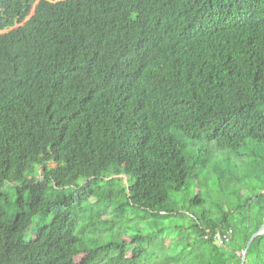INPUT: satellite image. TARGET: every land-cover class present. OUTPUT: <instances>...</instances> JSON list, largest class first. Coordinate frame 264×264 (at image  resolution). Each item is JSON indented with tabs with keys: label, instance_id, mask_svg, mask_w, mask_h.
Here are the masks:
<instances>
[{
	"label": "trees",
	"instance_id": "1",
	"mask_svg": "<svg viewBox=\"0 0 264 264\" xmlns=\"http://www.w3.org/2000/svg\"><path fill=\"white\" fill-rule=\"evenodd\" d=\"M208 181L235 203L207 205ZM5 183L26 192L10 222ZM263 189L264 0H0V264H240ZM129 209V235L76 233Z\"/></svg>",
	"mask_w": 264,
	"mask_h": 264
},
{
	"label": "rangeland",
	"instance_id": "2",
	"mask_svg": "<svg viewBox=\"0 0 264 264\" xmlns=\"http://www.w3.org/2000/svg\"><path fill=\"white\" fill-rule=\"evenodd\" d=\"M32 11L29 13L27 17H25L24 21L32 14ZM23 21V22H24ZM21 22L20 24H22ZM16 24L15 26H17ZM197 145H200L201 142H197ZM211 148H214V144L211 143ZM214 151L217 150V153L222 155V156H230L231 158L234 157V154L231 151L228 150H221V149H213ZM237 162H240V159L235 157ZM125 181V179H124ZM126 182V181H125ZM199 184V188L201 189V195L207 198V205H209L212 201L214 200H219L221 202L227 203L229 205H232L235 203L236 200V192L231 188V190H226L224 193H221L219 189L216 187V185L210 181ZM2 190L7 194V202L8 205L6 207V215L4 217L5 222H10L14 219L17 213L22 212L26 210V192L24 193L25 201L23 205H19L16 203L17 199V192H16V187L10 183H5L2 187ZM193 188V184H190L187 182L183 189L180 191H175L171 192L170 198L173 201H179L177 205H180L181 202L192 196L195 192ZM246 193V190H245ZM132 212L133 214H130ZM136 211L129 209L124 216L121 217L120 221L115 224L113 228L107 231H96L88 228L87 226L84 225V221H79L77 225V230L76 233L83 232L85 233L86 236H93L94 234L101 236V238L107 240L111 238H117L119 236H124V235H129L133 232L135 226L137 225L138 222V216L136 215ZM51 214H37L33 217L32 224L30 227L27 229L25 233V239H29L33 236V233L36 231L37 227L41 226L44 223H48L51 220ZM105 219H110L111 216L109 214H105L103 216ZM186 220L187 218H184L185 226H187ZM169 221L167 220H159V224H167ZM173 222V220H172ZM174 223V222H173ZM170 224V229L165 230L163 232V235L161 234L160 237L169 239L171 241H174V239L177 236V232L175 231L176 229L174 228V224ZM144 224V223H142ZM148 225V224H147ZM146 225V227H147ZM144 226V225H143ZM131 248V246H129Z\"/></svg>",
	"mask_w": 264,
	"mask_h": 264
},
{
	"label": "built area",
	"instance_id": "3",
	"mask_svg": "<svg viewBox=\"0 0 264 264\" xmlns=\"http://www.w3.org/2000/svg\"><path fill=\"white\" fill-rule=\"evenodd\" d=\"M231 235H232V229L227 228L224 230L216 231L213 237L216 244H218L219 246H225L227 242L231 239ZM208 236L209 234L207 233L204 237L208 238Z\"/></svg>",
	"mask_w": 264,
	"mask_h": 264
},
{
	"label": "water",
	"instance_id": "4",
	"mask_svg": "<svg viewBox=\"0 0 264 264\" xmlns=\"http://www.w3.org/2000/svg\"><path fill=\"white\" fill-rule=\"evenodd\" d=\"M260 193H264V189L260 191ZM264 232V221L262 223V225L259 227V229L250 237L249 241L247 242V245L245 247V249L243 250L242 254H241V262L240 264H243L244 263V260H245V253H246V250L250 244V242L252 241V239L258 235V234H261Z\"/></svg>",
	"mask_w": 264,
	"mask_h": 264
},
{
	"label": "clouds",
	"instance_id": "5",
	"mask_svg": "<svg viewBox=\"0 0 264 264\" xmlns=\"http://www.w3.org/2000/svg\"><path fill=\"white\" fill-rule=\"evenodd\" d=\"M29 17H30V16H29ZM29 17H28V18H29ZM28 18H27V19H28Z\"/></svg>",
	"mask_w": 264,
	"mask_h": 264
}]
</instances>
